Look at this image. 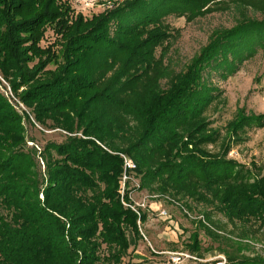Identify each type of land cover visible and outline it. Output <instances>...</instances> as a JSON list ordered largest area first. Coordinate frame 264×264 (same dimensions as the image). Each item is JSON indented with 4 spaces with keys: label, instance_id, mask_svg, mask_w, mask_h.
I'll return each instance as SVG.
<instances>
[{
    "label": "trees",
    "instance_id": "trees-1",
    "mask_svg": "<svg viewBox=\"0 0 264 264\" xmlns=\"http://www.w3.org/2000/svg\"><path fill=\"white\" fill-rule=\"evenodd\" d=\"M114 3L88 18L72 0H0V70L14 89L27 86L21 99L37 121L67 133L45 146L41 177L21 149V116L0 93V264H123L140 233L137 213L121 201L123 158L114 152L134 159L139 189L187 213L185 201H196L233 224H264L262 169L229 157L250 130L264 128V113L243 107L224 132L209 127L206 110L219 95L204 76L216 66L228 77L264 47V0H237L240 22L213 33L178 72L164 61L173 36L166 17L193 20L225 1ZM49 26L57 38L42 48ZM215 143L216 152L208 148ZM191 238L194 252L199 233Z\"/></svg>",
    "mask_w": 264,
    "mask_h": 264
},
{
    "label": "rangeland",
    "instance_id": "rangeland-1",
    "mask_svg": "<svg viewBox=\"0 0 264 264\" xmlns=\"http://www.w3.org/2000/svg\"><path fill=\"white\" fill-rule=\"evenodd\" d=\"M72 1L77 10L85 12L88 18L105 8L96 6L94 11H89L79 0ZM224 1L225 3L217 6L212 12L193 20L175 14L166 17L165 22L171 26L173 36L169 40L170 48L164 61L172 71L184 70L193 57L200 53L202 47L208 44L213 33L230 29L240 22L241 13L235 6L237 0ZM250 15L263 18L261 13L251 12ZM56 38L52 26H49L39 45L42 48L49 47ZM160 50L159 47L158 54ZM48 68H55V65L51 64ZM0 76V93L21 116L24 126L26 144L21 149L27 153L29 160L31 158L32 163H37L35 170L44 177L45 146L51 141L62 142L67 133L37 121L33 108L21 99L27 86L14 89L11 78L5 76L1 70ZM204 76L207 84L216 86L214 95H219L206 110L209 127L224 132L227 123L235 118L243 107L247 112L264 113V47H258L257 53L240 64L238 70L228 77H222L220 69L216 66L208 67ZM162 85L167 87L166 79L162 80ZM248 137L247 141L233 147L229 157L252 166L255 174L258 173L256 167H260L262 172L258 174L264 175V128L250 130ZM98 143L105 147L101 142ZM208 148L216 152L220 150V145L210 144ZM114 153L120 155L124 152ZM138 183L140 184L139 178ZM130 186L135 189L136 182H131ZM146 195L149 196L147 203L151 204L154 210H143L147 219L141 221V225L138 224L140 237H133V244L124 257L123 264H167L171 252L188 253L192 256L186 258L182 264H235L234 260H243L245 263L247 259L264 260V224L259 220L252 219L251 222H243V226H239L228 221L211 206L186 200L185 203L191 206L187 213L186 209L179 206L180 203L177 202L178 205L168 198L151 194L146 189H139L134 197L135 200L141 201ZM39 197L43 198L42 191ZM159 209H166L169 216H160ZM206 211L211 213L210 220L204 215ZM199 221L203 223L201 226ZM204 225L215 233L213 237L205 231ZM192 233H199L198 250L194 252L190 250L193 244ZM106 253L103 249L102 255ZM99 264L106 263L102 261Z\"/></svg>",
    "mask_w": 264,
    "mask_h": 264
},
{
    "label": "built area",
    "instance_id": "built-area-1",
    "mask_svg": "<svg viewBox=\"0 0 264 264\" xmlns=\"http://www.w3.org/2000/svg\"><path fill=\"white\" fill-rule=\"evenodd\" d=\"M85 6L86 10L95 8L96 6H104L107 9H111L115 7V3L113 0H79ZM2 79V77L0 76ZM4 82V80H2ZM5 83V82H4ZM9 88V87H8ZM10 90V89H9ZM121 157L123 158V172L120 180V196L121 201L125 207L131 208L138 215V224L141 225L142 214L144 213V209H153L151 204L147 203L149 200V196L146 195L144 199L141 201L135 200V192L139 189L138 177L136 176V168L137 164L128 157L126 154L121 153ZM131 182H136V188L132 189L130 186ZM160 216L167 217L169 216L168 211L166 209H159ZM170 257L167 260V264H182L186 258L192 257L188 253H178L171 252Z\"/></svg>",
    "mask_w": 264,
    "mask_h": 264
}]
</instances>
